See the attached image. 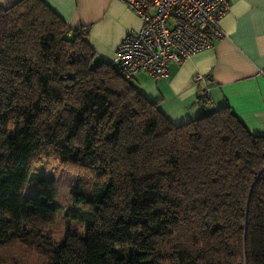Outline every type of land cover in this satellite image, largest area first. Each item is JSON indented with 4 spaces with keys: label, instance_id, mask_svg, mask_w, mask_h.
Returning a JSON list of instances; mask_svg holds the SVG:
<instances>
[{
    "label": "trees",
    "instance_id": "trees-1",
    "mask_svg": "<svg viewBox=\"0 0 264 264\" xmlns=\"http://www.w3.org/2000/svg\"><path fill=\"white\" fill-rule=\"evenodd\" d=\"M89 35L43 0L0 8V264H264V137L230 107L174 125ZM44 161L75 174L65 216L88 237L6 215L64 211L56 189L24 198Z\"/></svg>",
    "mask_w": 264,
    "mask_h": 264
},
{
    "label": "crops",
    "instance_id": "crops-1",
    "mask_svg": "<svg viewBox=\"0 0 264 264\" xmlns=\"http://www.w3.org/2000/svg\"><path fill=\"white\" fill-rule=\"evenodd\" d=\"M18 1L0 0V8ZM43 1L72 31L89 29L97 62L113 63L127 34L142 27L141 19L121 0ZM220 28L225 37L211 49L183 65H170L165 77L141 72L133 84L174 125L230 107L251 134L264 137V0H231ZM196 75L207 80L197 83ZM202 89L209 96L204 106Z\"/></svg>",
    "mask_w": 264,
    "mask_h": 264
},
{
    "label": "built area",
    "instance_id": "built-area-1",
    "mask_svg": "<svg viewBox=\"0 0 264 264\" xmlns=\"http://www.w3.org/2000/svg\"><path fill=\"white\" fill-rule=\"evenodd\" d=\"M141 19L139 31H131L116 51L112 65L128 82L141 72L165 77L170 65H183L195 54L211 49L225 35L221 20L231 0H121ZM207 77L196 75L195 82ZM200 98L209 103L208 90Z\"/></svg>",
    "mask_w": 264,
    "mask_h": 264
},
{
    "label": "rangeland",
    "instance_id": "rangeland-1",
    "mask_svg": "<svg viewBox=\"0 0 264 264\" xmlns=\"http://www.w3.org/2000/svg\"><path fill=\"white\" fill-rule=\"evenodd\" d=\"M47 162L44 161L37 166L35 164L30 165L29 172L44 176L49 185L35 187L25 185L24 198L36 199L42 195L51 194L53 189H56V201L64 207V211L56 213L50 210L37 209L32 214H25L10 206L6 210V215L12 223H24L31 228L44 232L56 244H62V241L70 233H75L82 238L88 237L81 223L69 220L65 216L66 211L74 207L71 192L76 180L75 174L54 161ZM14 185L18 186L19 184L17 182ZM83 207L85 210H89L86 206H81V208Z\"/></svg>",
    "mask_w": 264,
    "mask_h": 264
}]
</instances>
